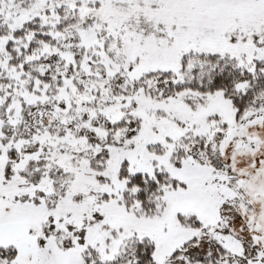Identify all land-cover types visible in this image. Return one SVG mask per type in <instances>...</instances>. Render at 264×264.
Wrapping results in <instances>:
<instances>
[{
  "label": "snow or ice",
  "instance_id": "snow-or-ice-1",
  "mask_svg": "<svg viewBox=\"0 0 264 264\" xmlns=\"http://www.w3.org/2000/svg\"><path fill=\"white\" fill-rule=\"evenodd\" d=\"M0 264H264V0H0Z\"/></svg>",
  "mask_w": 264,
  "mask_h": 264
}]
</instances>
